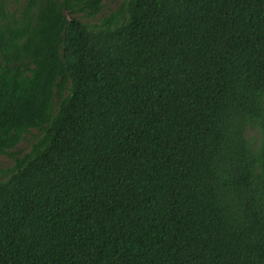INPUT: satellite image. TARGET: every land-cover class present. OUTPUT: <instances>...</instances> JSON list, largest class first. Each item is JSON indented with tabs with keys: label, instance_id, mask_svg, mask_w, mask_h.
Here are the masks:
<instances>
[{
	"label": "trees",
	"instance_id": "16d2710c",
	"mask_svg": "<svg viewBox=\"0 0 264 264\" xmlns=\"http://www.w3.org/2000/svg\"><path fill=\"white\" fill-rule=\"evenodd\" d=\"M104 1L0 0V264H264V0Z\"/></svg>",
	"mask_w": 264,
	"mask_h": 264
},
{
	"label": "rangeland",
	"instance_id": "374dc122",
	"mask_svg": "<svg viewBox=\"0 0 264 264\" xmlns=\"http://www.w3.org/2000/svg\"><path fill=\"white\" fill-rule=\"evenodd\" d=\"M11 6V8L17 7L21 4L23 0H18L16 3L15 0H7ZM123 0H106L104 1V5L102 7L101 13L98 14L95 18H83L81 13L74 14V15H68V18H75L79 21H84V19H87L86 21L89 23H96L101 17H104L108 15L110 12H114L117 10V8L120 6ZM33 135H37V131H31V134L26 135L25 140L21 141L16 151L18 152L19 156H23L24 154H27L32 144L35 142V139L32 138ZM247 135L251 136L253 135V131H248ZM13 165V161L6 157L0 155V180H3L6 176L5 170L9 169Z\"/></svg>",
	"mask_w": 264,
	"mask_h": 264
}]
</instances>
